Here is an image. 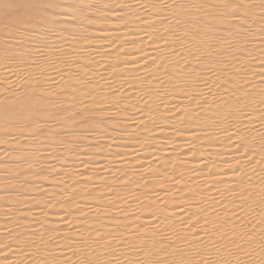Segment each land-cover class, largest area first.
I'll return each instance as SVG.
<instances>
[{"label":"snow or ice","instance_id":"6c2138e0","mask_svg":"<svg viewBox=\"0 0 264 264\" xmlns=\"http://www.w3.org/2000/svg\"><path fill=\"white\" fill-rule=\"evenodd\" d=\"M60 4L61 0H0V31L4 37L0 40V66L17 79H25L29 85L18 94L10 87L11 81H0L9 85L0 92V144L8 143L10 138L20 145L14 150L18 153L14 158L16 167L35 179H25L16 187L28 186L20 194L30 189L34 194H28V199L35 201L34 207L40 213L31 221L38 225L33 235L39 243L29 240L20 247L19 237L13 238V231L6 229L7 235L0 239V252L25 257V260L5 257L7 264H27L29 258L31 264H264V87L255 92L256 84L249 79L258 75L260 84L264 85V0H173L172 3L148 0L139 2L138 6L132 0H117L114 5L78 2L68 8L76 22L69 35L73 40L86 42V47L68 52L41 39V43L56 53L55 59H51L44 56L39 44L33 49L32 41L39 35L35 31L37 25L48 33L55 32L58 18L52 10ZM93 8L98 14L89 17L87 11ZM257 9L258 29L253 27ZM140 10L148 16L141 17ZM165 11L168 14H164ZM132 16L145 25L139 31L151 38L149 47L155 45L153 51L160 55L144 58L143 65L139 59L109 65L94 59L81 63L80 57L88 49L97 55L111 56L124 51L126 45L143 44V38H132L137 31L129 27ZM97 23L101 25L98 34L89 33L87 29ZM257 37L259 57L253 47ZM137 52L144 49L138 48ZM34 53L43 57L42 63ZM124 55L132 53L124 51ZM148 59L151 63H147ZM246 59L249 62L258 59L260 71L257 73ZM130 63L140 66L138 71L142 67L148 73L145 77H135L137 84L125 79L116 86L114 78L107 79L92 70V65L97 64L106 72L111 70L115 77L117 69ZM13 65L19 71H14ZM20 65L34 67L37 74H25ZM154 69L164 75H156ZM92 74L104 81L109 94L105 95L104 86L92 80ZM50 84L56 85L57 90L51 89ZM175 93H180L187 103H170ZM131 100L135 103H130ZM137 116L143 119L138 122ZM256 120L260 124L258 129ZM177 122L191 130L195 137L187 149L192 157L198 155L196 141L202 139L196 135L192 123L204 129V137L215 139L225 148L231 146L233 159L226 162L230 179H219V172L213 171L218 165L209 162L204 168L214 182L206 181L203 190L189 185L180 187L183 173L177 174L179 178L177 175L169 177L171 187L159 182L168 177V169L162 172L163 166L154 167L153 161L159 165L157 153L174 145L176 137L184 134ZM128 123L135 125V130L129 132L126 127L122 128ZM165 127L173 135L164 137L162 145L157 144V137L150 133L157 128L164 131ZM12 129L19 136L13 135ZM216 133H222L224 139ZM105 137L111 142L106 143ZM124 137L137 145L134 149L137 157L145 153L136 160L139 167L130 170L133 175L139 174V181H131L123 167H116L120 175L111 181L103 175L104 171L112 172L114 165L109 157L113 161L124 159V153L113 150L120 146L118 138ZM29 139L34 143L28 144ZM69 143L78 158L80 154L87 157L79 159L84 170H66L67 158L58 150ZM5 156H9L7 151ZM61 160L65 162L59 168L49 162ZM100 160L108 163L101 167ZM0 166L6 169V162ZM191 171L197 172L196 169ZM5 175H8L7 170ZM94 175L104 184H97ZM257 175L258 202L254 193L256 185L252 182ZM65 177L72 183L68 184ZM153 180H157L156 187L164 196L179 199L171 202L174 210L166 214L170 202L159 192L152 191L156 199L147 205V219L155 223L139 224L140 214L132 207L129 196L118 194L115 185L118 183L129 190L132 202L142 210L145 206L132 191L133 184L135 189H141L151 185ZM102 187L112 195L102 192L95 197L93 189L99 191ZM144 195L151 199L148 192ZM93 199L97 204L86 207L107 218L108 223L101 224L100 228L82 227L87 225L89 216L82 201ZM254 204L260 209L258 245H255ZM192 208L195 210H190ZM109 209H115L116 214ZM176 210L183 215L177 216ZM17 211L24 220L28 219L21 209ZM50 212L61 217L63 229L48 221ZM165 221H169L167 227L172 235L160 229ZM248 225L253 230H249ZM69 252L71 255L67 254ZM34 253L42 258L35 259Z\"/></svg>","mask_w":264,"mask_h":264},{"label":"bare ground","instance_id":"6f19581e","mask_svg":"<svg viewBox=\"0 0 264 264\" xmlns=\"http://www.w3.org/2000/svg\"><path fill=\"white\" fill-rule=\"evenodd\" d=\"M78 2L80 4L96 3V4H99V5H105V4L114 5V4H116L117 0H61L60 7L52 10V13L58 18L57 27H56L55 32L48 33L43 28H41L39 25H37L35 31L37 33H39V35L36 36L33 39V41H32V48L33 49L36 47L37 44H39L41 49L44 50V56H47V57H49L51 59H55L56 53L51 51L50 48L46 47L44 43H41L40 42L41 39H43L44 41H47L52 47H59L60 49H62L64 51H68V52L72 51L73 48L83 49V48L86 47V42H80V41H77V40H73L71 38V36L69 35V33L76 27V22H74L72 20L71 13L68 11V8H69L70 5L78 3ZM121 2H123V0H121ZM132 2L134 4H137V6H138L139 2H148V0H132ZM157 2H158V0H157ZM168 2L172 3L173 0H168ZM181 2H182V0H181ZM257 2H258V0H257ZM152 11L154 13L156 12L155 9H152ZM256 11H257V19H256V23L253 25V27L258 29V27H259V20H258L259 9H257ZM97 14H98V10L96 8L89 9L87 11V15L89 17L95 16ZM105 14L107 15L108 13L105 12ZM164 14H168L167 11H165ZM112 15L115 16V13H112ZM140 16L141 17H147L148 13L144 12L143 10H140ZM249 23L251 24L252 22L250 21ZM100 26L101 25L99 23H97L95 25V27H90L87 30H88L89 33H91L93 35H97L98 34L97 29ZM111 26H112L111 22H109V27H111ZM129 27L137 29V31L132 34V38L133 39L143 38V40L145 41L143 44H137L135 46H133V45H126L125 46L124 51L132 53V55L126 57L124 55V51H121L118 55L114 54V55H111V56H101V55H97L91 49H88V51L86 53H84V55H82L80 57L81 63L82 64L83 63H87L88 60H90V59H94L95 61L104 63V61H106V59H107L108 62H107V64L104 63V65H109V64H118V63L123 62L125 60L136 61V60L139 59V60H141V65H143L144 62H145L144 58H146L148 56H158V55H160V53L153 51V48L155 47V45H153L152 47H149V43H150L151 38L148 37V36H145L143 31H139V29L145 27V25H142L139 21H137L135 19V16L131 17V21H130ZM65 29H67V30H65ZM2 39H4V37H3L2 31H0V40H2ZM25 43L27 44V42H25ZM158 44H160V46L163 47L162 42L158 41ZM253 47L256 48L255 55L257 57H259L260 53L258 51V48H259L258 37H257V40H256V44ZM138 48H143L144 52H137ZM246 55L247 54L245 53V57H246ZM34 56L41 63L43 62V57L40 56L39 53H34ZM246 62H249V61H247V59H246ZM147 63H151V60L148 59ZM249 63L254 65V70L257 73L260 71L259 60L258 59L254 60V61H250ZM138 67H140V66H133V64L130 63L127 67H124L122 69H117V71L115 73V77H113V73L111 72V70L106 72L104 67H100L97 64H93L92 65V70H93V73L99 72V73L103 74L107 79H113L114 78L115 79V85L119 86L121 83L124 82L125 79L130 81L133 84H137L139 82L136 79H134L135 77H137V76L145 77V76L148 75V73L143 71L142 67L138 71L137 70ZM20 69H22L25 74L29 73V72L32 73L33 75L37 74V70L34 67H29L28 65H20ZM13 70L14 71H19V69H17L15 65H13ZM75 70L79 71V69H75ZM153 71L156 72V75H159V76H163L164 75V73L162 71H156L155 69ZM52 75L57 80H59V76H57L56 73L53 72ZM165 79H167V77H165ZM249 79L253 80V82L256 84V88L254 89L255 92H259L260 87H264V85L260 84L258 75L249 76ZM92 80L94 82H98L99 84L104 86V94L105 95L109 94L107 85L104 83L103 80H100V77L98 75L92 74ZM0 81H11L12 84L10 85V87L14 88L15 91L18 94L21 93L22 91H26L28 89V87H29V85L25 83V79H23V78L17 79V77L14 76L12 74V72L8 71L3 66H0ZM33 86H34V84H33ZM49 86H50L51 89L57 90L56 89V85H51L50 84ZM5 87H9V85L0 84V92H3ZM96 91L99 93L100 89H97ZM129 91H132V90L129 89ZM132 94L136 95V96L139 95V93H136V92H133ZM8 95L11 96V93L9 92ZM174 95H175V99L174 100H170V103H175V104L187 103V101L183 100L182 95L180 93H175ZM79 99H80V97H79V95H77V100H79ZM129 102L130 103H135V100H131ZM141 106H143V105H141ZM118 115H120L121 119L124 118L122 114H118ZM190 115H192V120L194 121V119H195L194 115L191 114V113H190ZM254 116H258V113H254ZM136 119H137V121H140V120L143 119V117L137 116ZM161 123H163V121ZM190 123H191V121H190ZM128 124H130V123H128ZM124 126L125 125H123L122 128ZM177 127H180L182 129H184V134L182 136H177L176 137V141H175L174 145L170 144L167 149H165L164 151H160L159 152L160 154H162V153H168V152L171 151V153H169L168 155L163 156V157L161 155H159L160 156L159 165H157V163L155 161H153V166L154 167L161 166V165L163 166L161 168L162 172H163L164 168L168 169V177H164V178L160 179V181H159L160 183H166L169 187H171L172 186V181H171V179L169 177H171L173 175H177L178 173H183L184 179L181 181V183L179 185L180 187H184L185 185H189V186H191L192 188H194V189H196L198 191L199 190H203V189H205V188H203V187H205V183H204V186H203V184L202 185L199 184L200 181H202V182L207 181V183H213L214 182L212 180L211 176L207 173V169L204 168V165L208 164L209 162H215L218 165V169H213V171L214 172H219V176H218L219 179L228 180V179L231 178L230 173L227 172L228 165L226 163V162L231 161L233 159L232 149H231L230 145L227 148H225L224 146H222V144H218L215 139H211L210 140L207 137H204V129L196 128L195 123H192V128L195 129L196 135L202 137L201 140H197L196 141V149L195 150L197 151L198 155L196 157H192L191 154L187 153V149L189 147V142L195 140V137L192 135L191 130H189L188 128H185V126L181 125L179 122H177ZM255 127L257 129L260 127V124H259L258 120L255 121ZM128 128H127V130L129 132L135 130V127L134 128L133 127L130 128V126H128ZM157 130H158V132H157ZM154 131H156V132H154ZM12 132H13V135L19 136V133L16 132L15 129H12ZM139 134L141 136L143 135L142 132H140ZM150 134L151 135H155L157 137L156 143L157 144H161V145L164 143V137L173 135L172 131L170 129L166 128V127H165L164 131H162V132H161V130H159L157 128V129H154L153 132L150 133ZM216 134L220 135L222 140L224 139L222 133H216ZM104 139H107V137H105ZM125 140H126V143H125ZM257 140H258V137H257ZM122 141H120V142H122ZM21 142L23 143V141H21ZM120 142H118V143L120 144V147H121L123 142H122V144ZM27 143L28 144H32V143H34V141L29 139L27 141ZM19 146L20 145L17 144L16 140L10 139V138L8 140V143L0 144V165H4L5 162H6V169H5V167L0 166V201H2V202L6 201L7 202L8 200H10V201L13 200V201H15V203L17 202L16 204H18V205L20 203L21 204L23 203V205H26V203H29V206L32 209V211L31 212L28 211L29 206L27 207L28 209L25 207L26 208L25 212L27 213V214L25 213V215L28 216L27 220L31 222L34 216H39L40 215L39 210L34 207L35 201L28 199V194H34V193H31V190L29 189L28 193L20 194V193H24V189L28 188V186L25 185L24 188H20V189H18L16 186L19 185V184H22L25 179L34 180L35 177H32L31 174L28 173L27 171H21L20 169H18L16 167V164L14 162V158L17 156L18 153L16 151H14V150L16 148H18ZM122 146H124V147L126 146L127 147L125 150H127V149L128 150L129 149L132 150V149L137 147V145L134 143V141L133 142L129 141L128 137H125L124 145H122ZM128 147H130V148H128ZM115 149H114V151H116ZM6 151L9 153V156H5V152ZM58 151L60 153H62L64 157L67 158L66 162H67L68 167H67L66 170L68 172H73L71 170H72L73 167L75 168L74 165H76V164H78L76 166L80 165L79 164V159H86L87 158V157L83 156V154H80V156L78 158L77 153L74 150L73 145L70 144V143L65 145L63 148H60ZM118 151H119V149H118ZM121 151H122V153H124V159L122 161L121 160L113 161L112 158L109 157V161H112V164L114 165L112 167V172L111 173H109L108 171L103 172V175L108 177L109 181H111L113 178L117 177V176H115L112 173L115 172V174H117V175L119 174L116 171V167H123L124 168L125 165L127 167L128 166L131 167V166L134 165L133 162H135L137 159H141L145 155L144 152H141L140 156L137 157L136 154H134V156H133L132 153H129V152H132L133 150L132 151H126V152H124L123 150H121ZM105 155H107V153H105ZM181 157L182 158L186 157V161H185V159L181 161ZM49 162H51V161H49ZM64 162L65 161L61 160V161H57L55 163H56V166L59 168L61 166V164L64 163ZM104 162H105L104 160H100L99 164L101 165ZM105 163H108V162H105ZM105 163H104V165H105ZM130 164H132V165H130ZM173 165H174V167H173ZM101 167H103V166L101 165ZM256 167L259 168V166H256ZM76 168H78V167H76ZM80 168H81V170H84L82 167H80ZM80 168H78V169L80 170ZM128 169H130V168L128 167ZM192 169H196L197 172L191 171ZM6 170H7L8 175H5V171ZM127 172H129V176H130L131 181L135 182V181H139L140 180L139 175H137L135 177V175L134 176L132 175V172H130L128 170H127ZM17 174H19L18 177H17ZM177 178H179L178 175H177ZM66 180H68V178ZM77 180H79L78 177H77ZM93 180L97 184H100V185L104 184V181L100 180L98 178V176H96V175L93 176ZM252 182H253L254 185H256V187L254 188V193H255V201L258 202L259 199H260V196H259V191H260V189H259V176L258 175L257 176H253V181ZM71 183L72 182L70 181L68 184H71ZM156 185H157V180H153L151 182V185L146 186L145 188H141V189H135L134 188V184H133L132 191H134L136 195L140 196V200L143 202V204L145 206L144 209H142V210L137 208V205L135 204V202H132L131 196L129 195V190L123 189L118 183H117V185H115V187L117 188L118 194H120V195H128L129 196V201H130V203H132V207L134 209H137V211H140V213H141L140 217L141 218L137 221V223H139V224H141V222H144V221H146L145 223H147V222L148 223H152V224L155 223L154 220L149 221L147 219V215H148L147 205L151 202V200H155V199H153L155 196L151 195L152 191L159 192L160 195H162L163 191L159 187H156ZM199 185L202 186V188L197 187ZM45 186L47 187V184H45ZM80 187H81V189H83V184H81ZM50 190L51 191H58L57 189H50ZM107 191H108V189L103 188V187L99 191H97L96 189H93V195L95 197H99L102 192L103 193H108V195H110L109 192H107ZM145 192L149 193V196L151 197V199H149V197H146L144 195ZM163 197H164L163 198L164 200H167V201L170 202L169 203V207L166 210V214H170L174 210V205L171 202L173 200H177L179 198L176 197V196H166L165 197L164 195H163ZM113 199H115L114 196H113ZM251 199L252 198L250 197V201H251ZM104 203L106 204L107 202L105 201ZM117 203H119V201H117ZM157 203H159V202H157ZM21 204H20V206H23ZM82 204L85 206L84 210L89 213L87 225L82 226V227L94 226L96 228H100L101 224H107L108 223L107 218L103 217L102 215L98 216L95 211H93L91 208L86 207L89 204L96 205L97 201L95 199H93V200H84V201H82ZM18 205H16V206H18ZM1 206L2 205H0V207ZM122 207L126 208V207H128V205H122ZM160 207L162 208L163 205H160ZM254 207H256V211L253 214V216L257 220V225H256V227L254 229V231L256 233V235H255V245H258L259 242H260V235H259L260 227H259V224H258V220L260 218V209L255 204H254ZM19 209H21V208H19ZM21 210H23V208ZM109 210L112 211L113 214L115 213L114 212L115 209H109ZM190 210L194 211L195 208H192ZM0 211H1V209H0ZM15 213L13 212V214H14L13 215L10 212V214H11L10 217H12V215H13L12 219L14 218V219L19 220L21 218L20 223L21 222L23 223V221L24 222L27 221V220H24L22 218L21 213H19V212H17V214H15ZM0 215H2L1 212H0ZM76 215H77V217H79L80 216L79 212H77ZM176 215L180 216V215H183V213L179 212V210H176ZM6 216L8 218V215H6ZM1 217H0V219H1ZM7 220L9 221V219H7ZM14 221H16V220H14ZM48 221L50 223H52L53 226H55V227H58V228H61V229L64 228L63 223L60 222L61 219H59V217L57 215H53L51 212L48 214ZM30 222H26V223H30ZM13 223H18V222H13ZM20 223H18V224L20 225V227H22L23 224L21 223L22 224L21 225ZM168 223H169V221H165L163 224L160 225V229L162 231L168 233L169 235H172L171 230L167 227ZM142 224H144V223H142ZM13 225L15 226V224H13ZM13 225H11V226L14 228ZM18 226H17V230H18ZM26 226H29V224L26 225ZM176 226L179 227V223L178 222H177ZM24 227H25V225L23 226V229H24ZM37 227H38V225L32 224L31 227L25 228V229L29 228L28 230L24 229L25 230L24 231V230L21 229L23 231V232L21 231L22 234L19 233L21 235H19V234H18L19 236L17 235L19 237L20 247H24L25 243L27 241H29V240H36L37 243H39L38 242V238L33 235V232L35 231V229ZM15 228H16V226H15ZM248 229L249 230H253L251 225H248ZM105 230H107V229H105ZM76 236H77V239H79V235L76 234ZM61 243H63V241H61ZM30 251L34 252L33 249H30ZM3 253L4 252H0L1 255ZM5 253H6V255L8 254V252H5ZM67 254L71 255L70 252L67 253ZM2 256H4V254ZM13 257H14L13 260H15V258H16V260H18L20 257H22V255H14ZM34 258L35 259H41L42 255H35V253H34ZM215 258H216V256L214 254L213 255V259H215ZM73 259H75V257H73ZM244 259H247V257H244ZM28 262H29L28 264H31V258H30V260ZM0 264H7V261L1 262Z\"/></svg>","mask_w":264,"mask_h":264},{"label":"rangeland","instance_id":"374dc122","mask_svg":"<svg viewBox=\"0 0 264 264\" xmlns=\"http://www.w3.org/2000/svg\"><path fill=\"white\" fill-rule=\"evenodd\" d=\"M104 60H105V59H104ZM107 62H108V60L106 59V61H104V63L107 64ZM104 63H102V64H104ZM138 122H139V121H138ZM130 124H131V123H130ZM130 124H126L124 127H126V128H128V126H130V128H131V127H133V128L135 127V125L133 126V124H131V125H132V126H131ZM128 129H129V128H128ZM159 130H160V129H159ZM154 132H156V131H154ZM157 132H158V130H157ZM161 132H162V131H161ZM124 139H125V137H124L123 139H120V138H119L117 142H120V141L123 140V141H122L123 144H122V142H120V143H121L122 145H124ZM104 140H106L105 142H107V143H110V142H111V141H109L108 139H104ZM119 140H120V141H119ZM125 143H126V140H125ZM119 145H120V144H119ZM122 145H121V147L119 146V147L116 148L115 150L118 151V149H119L120 152H122L121 150L124 151L127 147H126V146L124 147V146H122ZM121 148H122V149H121ZM128 148H130V147H128ZM131 149H132V148H131ZM134 149H135V148H134ZM134 149H132L133 151L130 150V149H129V150L127 149V150H125L124 152H126V151H132V152H129V153H132L133 156H134V154H136V153L134 152ZM113 150H114V149H113ZM170 150H171V149H170ZM168 151H169V150H168ZM168 151H167V152H168ZM169 153H171V151L168 152V153H162V154H160V153L158 152L157 154H158V156L161 155V156L163 157V156L168 155ZM132 154H131V155H132ZM164 154H165V155H164ZM135 156H136V155H135ZM159 157H160V156H159ZM86 159H87V158H86ZM184 159H185V161H186V157H185V158H182V157H181V161L184 160ZM55 162H57V161H51V163H55ZM105 162H108V161H105ZM105 162H104V163H105ZM183 162H184V161H183ZM183 162H182V163H183ZM77 163H78V162H77ZM104 163L101 164L103 167H104ZM105 164H107V163H105ZM133 164H134V165L131 166V167L128 166L130 169H128V167L125 165V166H124V169H125V170L127 169L128 171H130V170H132V169H136V168L139 167V164H137L136 161L133 162ZM76 165H78V164H76ZM76 165H74V166H75V169H76V170H79L78 168H80L81 166H80V165H79V166H76ZM101 165H100V166H101ZM130 165H132V164H130ZM76 167H78V168H76ZM132 167H133V168H132ZM73 169H74V167L72 168L71 171H73ZM80 170H81V168H80ZM127 170H126V171H127ZM98 171H99V170H98ZM104 172H106V171H104ZM130 172H131V171H130ZM117 173H119V172H117ZM112 174H114L115 176H119V175H120V173L117 175V174H115V172L112 173ZM132 175H133V174H132ZM137 175H139V174L136 173V174H135V177H136ZM133 176H134V175H133ZM139 177H140V176H139ZM66 179H67V178L65 177V180H66ZM76 179H77V177H76ZM78 179H80V178L78 177ZM66 181L69 183L71 180H66ZM204 181H205V180H204ZM71 182H72V181H71ZM201 182H202V181H200L199 184H201V185L203 184V186H204V183H205L206 181H205V182H202V183H201ZM199 187L202 188V186H200V185H199ZM203 188H205V187H203ZM107 192H108V191H107ZM106 194H108V193H106ZM109 194L111 195V193H109ZM163 195H164V193L162 192L161 197H163ZM165 197H166V196H165ZM163 198H164V197H163ZM153 199H156V197H154ZM18 202H19V201H18ZM106 202H107V201H106ZM0 203H1L0 205H2V206H1L2 208L0 207V209H1L0 212H1L2 215H3V216L0 215V217L2 216L1 219H0V239H3L4 236L7 235L6 229H7V230H12V231H13V238H15L19 233H21L22 230H24V229L27 228V227H31V226H32L33 223H31L30 221H28V220L26 221V222H30V223H26V222L23 221V223L21 222V223L23 224V226L25 225V227H24V229H23V226L20 227V225L18 224V223H20L21 218H20L19 220L14 219V218L12 219V217H13V215H14L13 212H14V213L16 212L15 214H17V212H18L17 210H18L19 208H21V209L23 208L22 211H24L23 214H25V213H26L25 210H26V208L29 206V203H26V205H23V203H22V204L20 203V204L23 205V206H20V204H19V205L16 204L17 202L15 203V201H13V200H12V201L8 200L7 202H6V201H5V202L0 201ZM2 203H3V204H2ZM14 204H15V205H14ZM16 205H18V206H16ZM25 207H26V208H25ZM29 208H30V206H29ZM27 209H28V208H27ZM10 212L13 214L12 217H10V215H11ZM27 212H28V211H27ZM114 212H115V211H114ZM19 213H20V212H19ZM138 213L141 214L140 211H138ZM26 214H27V213H26ZM114 214H116V213H114ZM4 215H5V216H4ZM6 215H8V218H7ZM58 217H59V219H61L60 216H58ZM7 219H9V221H8ZM11 219H12L13 221H12ZM10 220H11V221H10ZM14 220H16V221H14ZM22 220H23V219H22ZM7 221H8V222H7ZM13 222H18V223H13ZM60 222H61V221H60ZM145 222H146V221L141 222V224H142V223H145ZM2 223H3V224H2ZM21 223H20V224H21ZM61 223H62V222H61ZM147 223H148V222H147ZM13 224H15L16 228H15V226H14ZM22 224H21V225H22ZM28 224H29V226H26V225H28ZM59 224H60V223H59ZM11 225H13L15 229H14ZM18 225H19V226H18ZM30 225H31V226H30ZM17 226H18V230H17ZM21 229H22V230H21ZM28 229H29V228H28ZM28 229H25V230H28ZM25 230H24V231H25ZM22 232H23V231H22ZM21 234H22V233H21ZM21 234H19V235H21ZM19 235H18V236H19ZM3 254H4V256H2ZM3 254H2V255L0 254V255H1V256H0V263L6 261V259H4L6 256H7L8 259H10V260H13V259H14V257H13L14 255H13L12 252H8L7 255H6L5 252H4ZM22 258H23V259H22ZM2 260H3V261H2ZM15 260H16V258H15ZM18 260H25V258H24V256L22 255V257H20ZM29 260H30V258L28 259V261H29ZM28 261H27V264L29 263Z\"/></svg>","mask_w":264,"mask_h":264}]
</instances>
